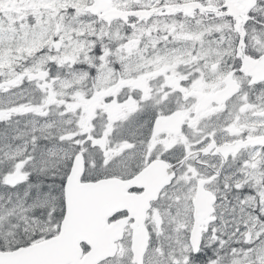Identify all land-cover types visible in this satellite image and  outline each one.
<instances>
[{"label":"snow or ice","instance_id":"obj_1","mask_svg":"<svg viewBox=\"0 0 264 264\" xmlns=\"http://www.w3.org/2000/svg\"><path fill=\"white\" fill-rule=\"evenodd\" d=\"M0 264H264V0H0Z\"/></svg>","mask_w":264,"mask_h":264}]
</instances>
